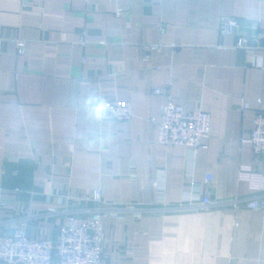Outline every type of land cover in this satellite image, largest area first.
I'll return each mask as SVG.
<instances>
[{"label":"crops","instance_id":"obj_1","mask_svg":"<svg viewBox=\"0 0 264 264\" xmlns=\"http://www.w3.org/2000/svg\"><path fill=\"white\" fill-rule=\"evenodd\" d=\"M254 24L264 0H0V230L56 243L100 190L101 264H264V213L186 208L206 190L214 203L264 198L249 141L264 109ZM156 89L210 115L203 148L158 143ZM105 100L130 103L131 121H102Z\"/></svg>","mask_w":264,"mask_h":264},{"label":"built area","instance_id":"obj_2","mask_svg":"<svg viewBox=\"0 0 264 264\" xmlns=\"http://www.w3.org/2000/svg\"><path fill=\"white\" fill-rule=\"evenodd\" d=\"M238 23L234 18L222 17L220 33L223 36H235ZM253 38L264 37V29L256 24L252 27ZM247 40L238 38L236 47L246 48ZM156 46H145V53L156 50ZM26 44L17 42V54L23 56ZM155 95L163 96L165 102L161 108L159 120H152L157 129L158 143L164 146H181L193 152L204 147L210 136V115L198 109L186 112L181 106L172 102L169 92L156 89ZM98 107L102 121L130 122L132 119L131 104L118 100H105ZM104 107V113L101 108ZM244 104L243 109H248ZM253 156L257 160L264 156V109H259L250 135ZM212 178H206L209 184ZM83 200L93 205L89 217L68 215L59 229L56 243L45 240L29 239L17 224L9 232L0 230V264H101L103 248V220L110 214V205L102 198L100 190ZM245 209L264 213V198L252 200H228L214 203L206 190L203 196L189 206L188 210H208L210 208ZM181 208H185L181 206Z\"/></svg>","mask_w":264,"mask_h":264},{"label":"clouds","instance_id":"obj_3","mask_svg":"<svg viewBox=\"0 0 264 264\" xmlns=\"http://www.w3.org/2000/svg\"><path fill=\"white\" fill-rule=\"evenodd\" d=\"M98 107H100V106H98ZM101 111L104 113V107H103V108H101Z\"/></svg>","mask_w":264,"mask_h":264}]
</instances>
